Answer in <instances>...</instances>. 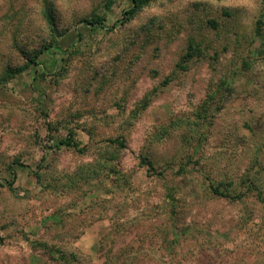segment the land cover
<instances>
[{
	"label": "rangeland",
	"instance_id": "374dc122",
	"mask_svg": "<svg viewBox=\"0 0 264 264\" xmlns=\"http://www.w3.org/2000/svg\"><path fill=\"white\" fill-rule=\"evenodd\" d=\"M53 1L67 26L93 12L112 26L129 7ZM39 2L0 0V79L25 65L8 42L20 15L29 40H51ZM261 14L264 0H156L113 32L68 28L39 81L0 82V264H62L57 248L75 264H264V201L245 182L264 197V58L234 72L260 49ZM191 37L205 55L181 71ZM226 75L231 93L197 119ZM69 133L84 153L59 145ZM106 153L115 170L98 173Z\"/></svg>",
	"mask_w": 264,
	"mask_h": 264
},
{
	"label": "trees",
	"instance_id": "16d2710c",
	"mask_svg": "<svg viewBox=\"0 0 264 264\" xmlns=\"http://www.w3.org/2000/svg\"><path fill=\"white\" fill-rule=\"evenodd\" d=\"M156 0H129V7L127 10L124 11L122 18L117 21L116 24L112 26H108L107 24V16L106 14L100 15L98 13H92L89 16H86L82 19H77L75 21V24L67 25H61L59 14H58V5L53 0H40L39 4L37 5L38 14L42 22L43 21L46 25V28L50 32L51 40H45L42 42V36L35 37L33 40H29L30 36L28 35L29 28L32 25V22L28 21V23H25L26 18H24V15H20L18 18V21L16 22V25L14 27V31L11 34V39H9V43L16 48V51L19 52L18 54L22 56V58L25 59V65L21 67H8L5 70L4 76L1 77L0 82L2 84L8 83L13 78H16L18 75L22 74L24 71L31 70L33 72V80L35 82L42 79V77H45L47 74L45 72L46 65L42 64V55H51L56 54L59 52V39L63 38L65 34H67L68 28L76 26V25H84L85 27L90 26L91 31H98L107 29L110 32H113L117 27L118 24L120 26L127 25L130 23L134 18H136L145 8L149 7L153 2ZM112 0H108L106 3V8L110 9V6L112 4ZM18 15V13H16ZM72 25V26H71ZM212 25H214L212 23ZM67 30V31H66ZM146 31V29H145ZM256 36L262 39L260 42V49H257L256 52L252 51L249 55L247 60L242 61V68L241 71H234L237 74H240V72L245 71L247 69H250L252 66V62L257 61V56H260L261 58H264V14H261L260 19L257 21V29H256ZM25 39V43H23ZM201 43L197 42L194 37H191L188 41V48L186 53L181 58V61L178 63L177 68L181 71L187 70L188 64L191 63V61L195 59H201L204 58L205 52H202L201 49ZM72 54V53H71ZM70 54V55H71ZM64 55V52H63ZM70 55H68L70 57ZM68 56H62L61 59L57 58V63L66 62L68 60ZM214 59V58H213ZM65 64L62 65L60 68L61 70H64ZM229 75H226L225 78L221 79L219 84L217 85L218 88L213 91L210 95H208V99L202 103L200 108L198 109V113L195 115L197 116V119L203 120L207 117V115L213 110V106L217 104L216 102H220L226 97L229 93L232 91L233 84L229 81ZM169 81V78L167 79ZM166 81V83L168 82ZM37 90L38 89H34ZM150 100V96L148 95L145 98L144 106L148 105V102ZM220 107V105H218ZM219 107L217 109L219 110ZM110 144L117 145L118 148L123 149L126 148V143L123 140H111L109 141ZM59 145H63L66 148L73 149L76 152L84 153L85 149L81 147L80 141L76 140L74 138V133H69L66 138H63L58 141ZM106 157L104 160L99 161L98 165V173L101 171L103 172H112L114 167L111 166V162L114 160V157H110L108 153H106ZM141 162L143 165H145L148 169V173L150 175L157 174V175H163V173L156 172L154 164L152 161L145 156L141 157ZM100 175V174H98ZM38 176V175H37ZM245 182L247 183V186L250 190L256 192V196L264 201V197H262V191L259 189L258 184L256 181H252L251 177L248 175L246 177ZM211 191L212 193L217 197L227 198L230 200H238L244 195H233L230 193V191L227 189L226 185L224 183H220L218 185H215L211 182ZM170 199L174 200V194L172 191H170ZM44 248L49 249L50 247L46 244H42ZM50 250V249H49ZM52 254H56L57 259L62 264H75L77 262V256L74 254H70L67 251L63 249H54L53 251H49ZM81 264V263H78Z\"/></svg>",
	"mask_w": 264,
	"mask_h": 264
}]
</instances>
